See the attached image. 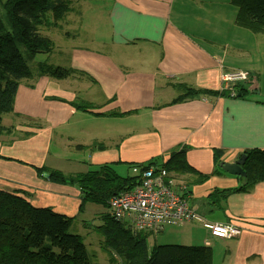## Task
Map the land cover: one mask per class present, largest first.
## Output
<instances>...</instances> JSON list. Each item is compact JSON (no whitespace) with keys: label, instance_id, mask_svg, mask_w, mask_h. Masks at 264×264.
<instances>
[{"label":"crops","instance_id":"1","mask_svg":"<svg viewBox=\"0 0 264 264\" xmlns=\"http://www.w3.org/2000/svg\"><path fill=\"white\" fill-rule=\"evenodd\" d=\"M78 1L90 13L72 10L76 14L66 16L58 41L52 36L53 53L43 57L54 74L36 68L32 78L21 80L13 112L3 115L2 124L12 131L0 136V156L12 159L0 157V190L75 216L72 228L84 235L90 264H115L118 258L110 259L114 255L102 248L103 239L90 237L89 223L102 206L81 201L77 187L54 184L31 166L69 174L102 163L118 170L122 163L156 159L160 166L185 146L193 172L174 176L175 190L201 218L232 223L241 233L216 238L196 220L177 228L166 224L159 232L177 233L179 243L189 245L187 233L199 224L205 230L199 244H224L222 264H264V181L225 199L209 198L215 189L241 184V175L223 170L221 161L233 163L247 149L264 150V34L236 26L229 0ZM88 21L98 23L88 28ZM61 55L63 64H55ZM236 67L249 71V82H240L248 86L245 97L194 94L171 102L182 93L175 85L218 91L221 70ZM51 97L79 98L96 107L76 110ZM112 110L123 115L95 114Z\"/></svg>","mask_w":264,"mask_h":264},{"label":"trees","instance_id":"2","mask_svg":"<svg viewBox=\"0 0 264 264\" xmlns=\"http://www.w3.org/2000/svg\"><path fill=\"white\" fill-rule=\"evenodd\" d=\"M72 1L0 0V136L12 131L2 124V118L13 112L19 82L30 79L33 75L23 50L30 57L52 54L55 49L52 33L62 28L67 14L73 10ZM229 1L236 8V25L253 34H264V0ZM63 35H66V31ZM36 67L40 73L49 76L55 72L52 63L45 59L37 60ZM248 79L233 85V97H245L248 86L240 82L247 83ZM175 87L182 93L171 101L173 103L194 94L229 96V91L223 89H193L183 83ZM51 98L66 102L76 110L87 111L96 107L79 98L69 101L59 97ZM95 114L123 115L115 110ZM80 146L82 145L76 148H81ZM219 153L220 151L215 150V155ZM185 154L186 147L181 146L173 150L160 166L156 159L141 163H122L130 171L124 175L117 172L114 163H102L74 174L46 165L31 168L38 176L54 184L77 187L81 201L102 206L103 212L88 226L90 232H97L102 236V247L114 255L110 259L117 257L119 264H212L211 248L206 243H153L151 247L148 246V238L162 228L135 229L127 219H118L111 205L114 198L137 186L142 171L149 167L163 168L166 177L173 180L176 175L193 172ZM242 154L245 156L241 164L244 172L240 176L241 184L230 189H215L209 198L220 194L225 199L232 192H247L255 183L264 181V150L252 148ZM201 176V179L205 177ZM212 203L219 206L220 202L213 200ZM74 217L58 213L49 207H35L25 197L0 190V264H90L91 255L88 253L85 237L72 228ZM95 222L98 223L94 224Z\"/></svg>","mask_w":264,"mask_h":264},{"label":"built area","instance_id":"3","mask_svg":"<svg viewBox=\"0 0 264 264\" xmlns=\"http://www.w3.org/2000/svg\"><path fill=\"white\" fill-rule=\"evenodd\" d=\"M248 75L249 71L237 67L222 69L221 89L234 95L233 85L245 81ZM174 183L172 178L166 177L163 168L149 167L143 170L137 186L111 201L114 215L118 219H127L135 229L157 230L166 224L196 220L216 238L227 239L241 233L240 228L232 223H211L198 216L189 206L185 194L175 190Z\"/></svg>","mask_w":264,"mask_h":264},{"label":"rangeland","instance_id":"4","mask_svg":"<svg viewBox=\"0 0 264 264\" xmlns=\"http://www.w3.org/2000/svg\"><path fill=\"white\" fill-rule=\"evenodd\" d=\"M78 1V0H77ZM79 2L80 1H78V4L77 5H75L74 4V0L72 1V6L74 7V11L75 10H77V11H81V14H84V13H86V14H88V13H90V11H91V7L90 6H88L87 8H83V9H80L79 8ZM71 12V11H70ZM69 12V13H70ZM68 13V14H69ZM76 14L75 12H71L70 14L72 15V14ZM67 14V15H68ZM85 17V16H84ZM67 18V17H66ZM86 18V17H85ZM86 20H87V18H86ZM67 21V20H66ZM97 23H98V21H94V22H92L91 23V21H88L87 23H86V27H88V28H94L96 25H97ZM235 23V22H234ZM236 25V24H235ZM236 26H238V25H236ZM238 27H240V26H238ZM62 29H64L63 27H62ZM58 31V30H57ZM57 31H55V32H53L52 33V35L55 37V39H56V41H58V39H59V37H56V36H58V35H56L58 32ZM88 42H90V41H88ZM23 54H24V56H25V59H26V61H27V64L29 65V67H30V69L32 70V73H35V71H36V61L38 60V61H43V57H44V55H41V54H39L37 57H30L24 50H23ZM57 59H58V57L56 56V58L54 59L53 58V62H55V64H63V62H64V60H65V57L63 56V55H61V56H59V59H58V61H57ZM38 71V70H37ZM263 74V76H264V73H262ZM24 80H26V79H24ZM100 99V95L97 93V98H96V100H99ZM117 172L118 173H120V174H126V173H130V171H128L125 167H122L121 169H118L117 170ZM201 217V216H200ZM203 218V217H202ZM203 220V219H202ZM96 223H98V222H95L94 224H96ZM196 223H198V222H196ZM200 223V222H199ZM200 225H201V223H200ZM199 224H197V226H198V228L197 229H192V231L193 232H188L187 234L189 235V238L190 239H185V240H187V242H191V244H199V241L200 240H198V237L200 236V235H202L203 233H204V228L202 227V226H200ZM169 228H171V227H173V228H177V227H179L178 226V224H176V225H172V226H168ZM97 233V232H96ZM95 232H91L90 233V237L92 236V237H94V238H97V237H99V239H102V236L99 234V233H97L96 234ZM186 233V232H185ZM236 237V236H235ZM199 238H201V237H199ZM180 241V238H179V236H178V234L177 233H174V232H171V233H166V232H164L163 234L162 233H158V234H156V235H154V236H151V237H149L148 238V246H150L151 247V245L154 243V244H177V243H179V241ZM197 240V241H196ZM181 242V241H180ZM180 244V243H179ZM207 245H209L210 246V248H211V252H212V264H222V258H223V255H224V251H223V249L225 248V246H224V244L223 243H218V244H214L213 243V245H212V243L211 244H207ZM103 248V247H102ZM88 253H89V255H91V249L89 248L88 249ZM115 264H119V261H118V259H116L115 260ZM224 264H225V260H224Z\"/></svg>","mask_w":264,"mask_h":264},{"label":"water","instance_id":"5","mask_svg":"<svg viewBox=\"0 0 264 264\" xmlns=\"http://www.w3.org/2000/svg\"><path fill=\"white\" fill-rule=\"evenodd\" d=\"M244 154L240 155V157L233 163H224L223 161L220 162V166L223 170L231 174L243 175L244 172L241 168V164L244 160Z\"/></svg>","mask_w":264,"mask_h":264}]
</instances>
